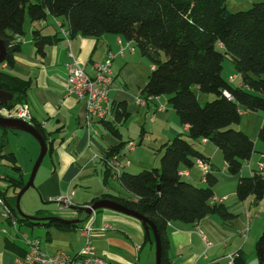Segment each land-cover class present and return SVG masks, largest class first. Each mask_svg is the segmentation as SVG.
<instances>
[{
    "label": "trees",
    "instance_id": "16d2710c",
    "mask_svg": "<svg viewBox=\"0 0 264 264\" xmlns=\"http://www.w3.org/2000/svg\"><path fill=\"white\" fill-rule=\"evenodd\" d=\"M226 1L0 0V39L7 50L6 59L0 65H13V54L21 44L16 42V36L24 33L26 15L32 22H44L47 15L63 19L65 23L62 22V25L67 24L68 28H63L68 30L69 37L121 36L126 41H132L150 62L152 70L141 96L145 100L168 96V103L176 112L180 124L188 126L187 138L177 135L162 146L159 167L144 168L136 173L122 170L117 179L131 198L112 196L111 199L154 222L160 237L161 264L167 261L166 226L170 221L193 223L212 213L225 219L232 216L222 203L212 200L213 187L218 178L211 164L204 186H197L179 175L180 166L191 167L195 157L209 162L192 141L204 138L213 143L222 153L227 172L236 175L254 151V141L245 132L230 125L240 122L242 109L264 112V1L254 2L250 8L235 12L227 9ZM33 34L39 53L46 44L58 40L56 34L42 35L39 30H34ZM60 34L63 35L61 30ZM225 55L232 59L240 82L238 85H233L222 75ZM29 85V80L0 70V89L13 94L6 105L8 109L25 103ZM194 87L200 92L212 94L214 98L201 104ZM224 92H228L230 97ZM116 112L126 116L124 108L120 111L116 109ZM29 122L33 124L31 119ZM33 125L47 139L41 126ZM0 129L6 133L15 132L3 127ZM258 138L264 143V121L259 127ZM122 144L120 142L111 148L105 158L118 153ZM3 146L0 139V151ZM1 156L12 159L13 169L20 172L13 153ZM13 182L18 184V191L26 183L21 178ZM18 191L7 197L0 190V198L9 209L5 219L9 223L15 219L17 224L24 226L45 225L67 229L78 227L79 223L89 218L84 215L81 221L66 224L55 218L31 219L19 215L12 205H15ZM236 195L239 200L249 195L261 198L264 195V171L239 177ZM98 199H93L91 204ZM73 207L80 214L85 209ZM6 247L15 254H24L25 249L9 241ZM254 249L257 264H264V230L257 237ZM236 264L243 262L237 257Z\"/></svg>",
    "mask_w": 264,
    "mask_h": 264
},
{
    "label": "crops",
    "instance_id": "0c3cea01",
    "mask_svg": "<svg viewBox=\"0 0 264 264\" xmlns=\"http://www.w3.org/2000/svg\"><path fill=\"white\" fill-rule=\"evenodd\" d=\"M235 2L231 3L235 10L230 11H237L243 7L242 3ZM62 22L65 23L63 19L47 15L40 26L26 15L24 33L18 36L22 38V43L19 50L13 54V65L11 67L6 64L0 65L1 71L29 80L30 85L23 104L31 113V122L40 125L47 136L48 149L45 157L48 156V161L46 164L43 163L44 170L39 175L38 168L32 190L44 204L52 203L53 197L69 190L74 191L73 206L79 205L78 207L90 205L93 199L102 198L103 195H107V199H111L112 196L130 199L129 193L123 189L119 180L107 172L104 161L106 153L123 142L118 150L119 160L129 163L122 170L136 173L141 169L150 168V165L158 167L162 146L177 135L187 138L188 126L180 124L166 95L148 98L144 106L137 104L136 98L142 97L141 90L148 80L152 66L132 41H126L114 34H103L98 37L75 35L68 39L60 34L63 26L68 28L67 24L62 25ZM34 30H39L42 35L56 34L58 40L46 44L42 53H39L34 42ZM119 50H122L121 54L118 53ZM68 51H71L88 74H93V64L109 59L110 55L113 56L111 58L113 82L109 90L113 107L112 116L89 122L85 102L77 100L74 96L65 95L64 63L68 60ZM231 75L234 76L229 74L228 81ZM159 105L164 108L157 110L156 107ZM120 107L124 108L125 117L115 114L116 109L120 111ZM1 109L4 112L6 108ZM244 111L249 112L242 109L241 114ZM254 121L256 128L251 132H245L254 141V151L250 158L242 163L236 175L227 172L223 157L217 155L215 145H208L209 141L204 138L199 139L197 143L196 140L192 141L194 147L209 160L215 169L213 172L217 174L218 180L213 187L212 200L222 203L232 216L225 219L217 213H212L199 220L198 225L194 222L170 221L166 226L168 246L167 261L164 264H206L211 259L225 260L229 253H237L243 264H257L254 246L257 237L264 230V195L259 199L249 195L244 200H239L236 195L239 177L249 176L255 171H264V168L260 169L258 166L259 163L264 166V143L258 138L259 127L264 121V112L257 111ZM232 128L238 129L233 126ZM14 131L6 133L0 129V139L4 143L0 151V190L4 191L7 197L18 191V184L16 185L14 180L19 181L21 178L25 182L28 173L27 163L30 167L39 151L35 141L28 139L27 135L17 133L19 130ZM24 141L28 142L27 146H23ZM144 141H153L158 153L151 155L153 148L149 144L143 145ZM130 143L134 146L128 150ZM4 153L14 154L15 164L20 168V172L13 169L12 159L1 156ZM24 155L27 161L22 165ZM181 170L189 174V177L181 176L182 179L197 186H204L205 181L200 180V170L194 163L191 167L181 165L179 171ZM43 212L44 214L39 213V216L50 215V211ZM98 212L99 214L95 212L92 221L95 228V232L92 233L94 234L92 245L96 253L110 260L112 264H141L144 257L140 255L150 242L146 253L147 259L143 263L149 264L154 240L152 233L147 237L142 223L132 216L110 209ZM76 214L80 213L76 210V213L69 214L70 218L66 219H79ZM80 215V218L84 217L83 211ZM85 222L75 228L59 230L78 229L84 240L81 228ZM102 223L109 224L110 228L101 231L99 228ZM35 226L47 228L46 238L49 240V229L54 226ZM199 230L213 242L211 247L205 246ZM241 231L247 232L245 238L241 236ZM95 240L97 245L94 244ZM57 250L61 249L46 253L52 254ZM17 255L19 253L15 254L7 247L2 249L0 264H13Z\"/></svg>",
    "mask_w": 264,
    "mask_h": 264
},
{
    "label": "built area",
    "instance_id": "2783aa9c",
    "mask_svg": "<svg viewBox=\"0 0 264 264\" xmlns=\"http://www.w3.org/2000/svg\"><path fill=\"white\" fill-rule=\"evenodd\" d=\"M42 26L43 21L37 22ZM61 33L64 37L69 39V32L67 29L62 28ZM16 42H22V38L16 36ZM131 49V48H130ZM118 53H122V50H119ZM111 58L93 64V74H88L84 70V67L76 60L71 51H68V60L64 63L66 70V83H65V95L74 96L77 100H82L86 104L87 118L88 121L94 120H104L108 116H112L113 107L109 98V90L113 82V74L111 70ZM234 76L229 77V81L232 82ZM225 96L230 97L228 92H224ZM156 98V97H155ZM136 102L139 105H145L146 100L142 97H137ZM164 107L159 105L156 107L157 110H162ZM3 116L11 118H20L25 121H30L31 113L26 105L21 104L12 109H5L4 112L1 111ZM153 118V117H152ZM134 144L128 145L127 149L130 150ZM122 152H120L121 154ZM123 154V153H122ZM119 152L113 154L108 158H104L105 164L109 171V174L113 178H118L122 172V169L125 165H128L129 161L121 162L119 160ZM194 165L197 166L201 173V181H206V175L211 171L210 162L200 158H194ZM260 169H263L264 166L262 163L258 164ZM180 176L189 177V174L186 171H179ZM73 195L74 191L69 190L65 193H60L51 199L52 202H55L60 210H66L73 207ZM218 201V200H217ZM220 201V200H219ZM0 205L2 207L1 214L2 218L6 219L9 215V209L4 205L2 198H0ZM88 206V205H87ZM95 212L89 215L88 220L81 228V234L84 238L82 248L74 254H70L64 250H57L52 254L43 252L40 248L39 239H30L26 233H23L22 236L26 241V249L24 250L23 255H17L14 258L13 264H112L110 260L96 253L94 246L91 241V233L95 228L93 227L92 221L94 219ZM198 221H194L195 225H198ZM17 228V221L12 219L10 221ZM110 228V225L107 223H102L99 228L101 231ZM5 229H2V232H5ZM201 238L205 246L211 247L213 242L199 230ZM245 231H241L240 234L242 237H246ZM238 257L237 253H229L226 255L225 260L220 259H211L206 264H236V258Z\"/></svg>",
    "mask_w": 264,
    "mask_h": 264
},
{
    "label": "rangeland",
    "instance_id": "374dc122",
    "mask_svg": "<svg viewBox=\"0 0 264 264\" xmlns=\"http://www.w3.org/2000/svg\"><path fill=\"white\" fill-rule=\"evenodd\" d=\"M233 1L242 3L243 7H240L239 10H244V9L250 8L254 2H259V1H264V0H227L226 1V7L229 11L235 10L231 5V3ZM231 12H235V11H231ZM162 58L165 59V56L163 53H162ZM86 73H88V72L86 71ZM229 74H234V76H235L234 80L231 83L233 85H238L239 78H238L237 72L234 68V64L232 62V59L228 55H225L224 60H223L222 75L226 79H228ZM194 90L198 96L200 95L199 97L197 96V99L201 104L207 100H212L214 98V96L212 94L200 92L195 87H194ZM202 95H204V97ZM256 112L257 111H249V112L244 111V112H242L240 122L237 124L236 123L231 124L230 127L232 128V126H233L235 128H238V129L240 128L239 130H243L244 132H246V131L251 132V130L253 128H256V125H254L255 124L254 117L256 115ZM260 112H263V111H260ZM17 133H22L24 135H27L28 139H31L32 141H35L38 144L37 140L33 136H31L30 134L22 132V131H19V132L17 131ZM199 141L200 140H196L195 143H197ZM142 144L143 145L149 144L153 149L156 148V147L154 148L153 141H151V142L144 141ZM19 145H20V143L17 146L19 147ZM27 145H28V142L24 141L23 146H27ZM208 145H214V144L209 142ZM38 147H39V151H40L39 144H38ZM153 149H151L150 153H151V155H156L158 152L156 151V149L155 150H153ZM39 151H38V154H39ZM217 155H220V157H222V153L218 148H217ZM37 156L35 157L32 165L30 167L27 163V167H28L27 172L28 173H27V176H25V182H27V180L29 178V175L31 173V169H32V167H33V165L37 159ZM26 161H27V158L24 155V161H21L22 165L26 164ZM47 161H48V156L44 157V159H43V161L39 167L40 170H38V175L41 174L42 171L44 170L43 163L46 164ZM153 166H155V165H150V168H154ZM139 171H137V172H139ZM218 176H219V174H218ZM201 184H203V183H201ZM33 185H34V183H33ZM203 185H206V182ZM32 189H33V186L29 187L23 193V195L20 198L19 209H20L21 213H23L24 215L36 216L39 211H40L39 212L40 215L41 214L43 215L44 214L43 211H45V212L50 211L49 216H55V217H60V218L66 219V218H70L68 216L69 214L76 213V209L74 207L68 208L66 210H60V209H58V206H56L57 204L55 205L54 202L44 204L43 201L37 195L34 194ZM29 203H30V205H29ZM12 205H13L14 209L16 210V206L14 205V203ZM77 206H79V205H77ZM1 210H2V207L0 205V252L2 251V249L6 248V242L7 241L15 244L16 246L26 248L27 245H26V241L24 240V238L22 236L23 233H26L30 239H39L40 248L43 252L50 253V252L54 251L55 249H61V250H64L68 253L73 254L72 252L79 251L83 246L84 240L81 238L80 231L78 229H75L72 231H61L57 227H52L49 229V236H48L49 240H48L46 238L47 228H45L43 226H35V227L31 228L30 226H24V225H21L20 229H18V225H17V228H14L13 227L14 225L12 223H9L8 221L3 220ZM96 214H99V212H97ZM76 215H77V218H79V219L83 218V217L80 218L81 217L80 214H76ZM37 217H42V216H39V214H38ZM43 217H45V216H43ZM2 229H5L6 231L2 232ZM94 232L95 231L93 230L92 233H94ZM92 233H91L90 238L93 242L94 234H92ZM152 236H153V234H152ZM6 237L8 239H6ZM153 239H154V237H153ZM94 244L97 245L96 240L94 241ZM149 246H150V242H149V244L147 243L143 253L140 255L141 257H144L142 259L141 264L145 263V261H146L145 259H147L146 253H147ZM151 248L152 249H151V254H150L151 256H150V263L149 264H155V242H154V240H153V244L151 245Z\"/></svg>",
    "mask_w": 264,
    "mask_h": 264
},
{
    "label": "water",
    "instance_id": "95a60500",
    "mask_svg": "<svg viewBox=\"0 0 264 264\" xmlns=\"http://www.w3.org/2000/svg\"><path fill=\"white\" fill-rule=\"evenodd\" d=\"M7 56V50L6 47L3 43V41L0 39V64L5 61ZM13 98V94L8 91H4L0 89V106L4 108H8L6 105L9 101H11ZM0 127H3L4 129H13V130H19L26 132L33 136L39 146H40V151L37 156V159L31 169V173L29 175V178L27 182L24 184V186L18 191L16 195V200H15V206H16V211L18 212L19 215L26 216L23 213H21L19 209V202L20 198L23 195V193L31 186H33V180L35 177V174L41 165V162L43 158L45 157L47 153V140L46 138L38 131V129L31 124L28 121L22 120L20 118H11V117H5L2 115L0 112ZM159 189V188H158ZM85 209L83 210V213L85 216H89L93 212L97 211L98 209H110L116 212H120L129 216H132L136 219H138L146 231L148 237H149V232L153 234L154 237V242H155V264H161V243H160V237L157 232L156 225L152 220L144 216L143 214L139 213L138 211L128 208L124 205H122L119 202H116L111 199L107 198H100L96 201H94L92 204L84 207ZM31 219H49V218H55L58 219L62 223L66 224H75L79 221L80 219H64L60 217H55V216H47V217H34V216H28Z\"/></svg>",
    "mask_w": 264,
    "mask_h": 264
},
{
    "label": "clouds",
    "instance_id": "9594fccd",
    "mask_svg": "<svg viewBox=\"0 0 264 264\" xmlns=\"http://www.w3.org/2000/svg\"><path fill=\"white\" fill-rule=\"evenodd\" d=\"M1 109V108H0ZM96 212V211H95Z\"/></svg>",
    "mask_w": 264,
    "mask_h": 264
}]
</instances>
